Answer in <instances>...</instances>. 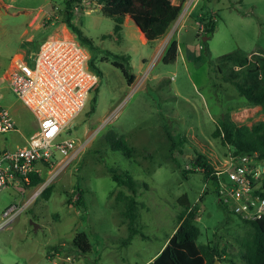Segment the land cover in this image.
Here are the masks:
<instances>
[{"label": "rangeland", "instance_id": "obj_1", "mask_svg": "<svg viewBox=\"0 0 264 264\" xmlns=\"http://www.w3.org/2000/svg\"><path fill=\"white\" fill-rule=\"evenodd\" d=\"M207 6L216 17L207 39L204 24L199 29L192 16L178 29L172 23L154 42H143L133 22L125 25L121 38L114 34V21L100 5L88 12L72 9L71 22L88 44L67 27L63 0H0V106L12 118L23 106L6 80L12 59L19 52L33 54L64 25L63 31L74 36L100 70L83 109L60 135L75 138L76 151L40 165L42 181L36 185L0 192V210L23 206L0 229V264H54L48 257L53 250L75 255L76 264H151L183 210L178 201L182 194L197 207V242L216 243L226 252L214 264H228L229 257L243 264L235 252L249 225L223 208L195 160L203 154L213 168L228 160L233 148L213 135L221 117L248 126L264 121L261 108L223 78L231 63L217 58L236 49L264 53V0H215L205 3V13ZM34 13L38 16L33 19ZM177 33L180 53L164 63L158 57L160 45ZM113 54L129 56V71L135 75L131 84L112 64ZM108 130L133 146L131 157L110 148ZM109 168L137 181V233L130 239L124 203L116 196L119 190L131 191L115 183ZM47 186L48 195H41ZM82 229L89 233L91 248L80 254L71 241Z\"/></svg>", "mask_w": 264, "mask_h": 264}, {"label": "built area", "instance_id": "obj_2", "mask_svg": "<svg viewBox=\"0 0 264 264\" xmlns=\"http://www.w3.org/2000/svg\"><path fill=\"white\" fill-rule=\"evenodd\" d=\"M197 0H181V9L172 28L185 23ZM99 5L97 0H73V9L86 12ZM199 24V29H202ZM7 83L18 100L34 115L38 128L25 144L0 150V192L11 186L20 188L30 182V174L40 172L54 155L68 156L76 151L73 137L61 138L68 124L83 109L88 94L98 84L99 75L89 66V54L72 35L60 33L44 38L33 54L12 59ZM9 110L0 106V133L14 129ZM216 196L231 213L247 220L264 215V197L255 183L264 175V159L256 151L229 152L228 160L214 168ZM22 205L0 210V229L20 212ZM199 218V215H197ZM54 264H76L77 257L53 250L48 255Z\"/></svg>", "mask_w": 264, "mask_h": 264}, {"label": "trees", "instance_id": "obj_3", "mask_svg": "<svg viewBox=\"0 0 264 264\" xmlns=\"http://www.w3.org/2000/svg\"><path fill=\"white\" fill-rule=\"evenodd\" d=\"M63 3L67 27L76 33L81 41L91 44L89 40L83 38L81 30L71 22L73 0H64ZM97 3L104 15L112 17L114 34L119 36L123 19L125 16H129L148 42H152L165 34L181 9L179 3H174L171 0H97ZM203 24L204 35L212 33L215 25L212 16L205 18ZM113 56L115 59L112 64L120 68L126 83L131 84L135 75L129 71V56L124 54H113ZM176 56L177 42L175 39H170L162 55V61L164 63L173 62ZM217 58L223 62H230L232 65L223 75V78L231 82L249 104L259 106L264 112V53L245 54L240 49H236L221 54ZM88 63L100 75V70L95 66L93 58H89ZM217 68L221 71L220 66ZM213 135L218 137L223 144H229L233 148L232 154L256 151L257 156L264 159V121H258L248 126L246 124L238 125L229 118L221 117ZM105 139L111 149L120 150L128 157L132 156L134 148L126 143L122 135L108 130ZM56 156L54 155V157ZM195 163L203 167L205 181L211 183L212 192L216 194L217 178L214 174L213 165L203 154L196 157ZM109 171L116 184L123 185L131 191V193H125L119 190L116 196L118 200H122L124 203L123 217L126 219L129 231L128 238L130 239L137 233L135 226V220L138 216V201L135 198L137 181L126 172L119 173L114 168H109ZM41 181V176L32 173L28 185L34 186ZM255 186L256 191L264 197V175L260 181H256ZM49 189L50 186L45 187L41 191V195L47 196ZM178 201L183 206V210L177 214L176 227L150 263L214 264L216 260L223 259L221 254L226 252L218 244L210 245L197 242L199 228L193 222L197 207L191 206L186 194H182ZM77 202L83 204L81 197H78ZM219 203L221 204V202ZM223 208L230 212L225 206ZM237 216L249 225V229L239 239V248L235 255L243 260V264H264V215L255 220H247L240 215ZM71 242L80 254L89 251L91 248L89 233L83 229L74 234ZM226 261L228 264H239L233 257L227 258Z\"/></svg>", "mask_w": 264, "mask_h": 264}, {"label": "crops", "instance_id": "obj_4", "mask_svg": "<svg viewBox=\"0 0 264 264\" xmlns=\"http://www.w3.org/2000/svg\"><path fill=\"white\" fill-rule=\"evenodd\" d=\"M180 1L181 0H178V2H176L175 0H173L172 2L179 3ZM213 1H215V0H197L196 3H195V5L192 7V9L190 11V14H189L190 16H188V17H192V16L195 17V22L198 23V24H202V25L204 23V19L207 18L208 16H212L213 20L216 21V17L214 16L213 11L210 9L209 6H207L208 8H207L206 13L203 11V7H204L205 3H211ZM62 9L63 8L58 7V10H62ZM35 16L37 17L38 14L37 13L36 14L34 13L33 16H32V18L34 19ZM32 18H31V20H32ZM131 22H133V21L131 20V18L129 16H125L124 17L123 23H122V28H121V30L119 32L120 38L122 37V31H123V28L125 27V25L126 24H132ZM63 28L66 29L65 25L62 28H60L61 29V32L63 34L72 35L68 30H67V32H64L63 31ZM136 28L139 30V28L137 26H136ZM60 33H55L54 35H58ZM166 33L163 34V35L165 36ZM163 35H161V36H163ZM176 35H177V37L172 38L173 37V34H171L168 37L167 42L165 43V45H163L162 47L160 45V48H159L160 54L158 56L159 58L162 57V55L164 53V50H165V47L168 44V42H169L170 39H175L176 40V42H177V55L180 53V44H179V40H178L179 35H178V33ZM139 37L141 38V40L143 42H148L146 40L144 34L140 30H139ZM207 37H208L207 35H203V39H207ZM158 38H156L155 40H157ZM155 40H153L152 42H154ZM19 55H21L20 52L16 54V57L19 56ZM19 108H20V110L17 109V111H16L17 118L15 119L13 117L14 122H15L14 129L8 131V132H10V134H9L8 137H2V136H0V150L1 149H5V148H14L16 146H21V145L25 144V142L28 139V137L33 132H35L37 130V128H38V123H37V120L34 117V115L31 114V112L26 107H24V105L23 106H20ZM32 117L34 118V120H33ZM7 188H5V189H7ZM5 189H3V190H5ZM175 227H176V224H175ZM175 227H174V229H175ZM174 229H173V231H174ZM167 238L165 239V241L162 244V246L160 247V249L153 256H151V258H150L151 261L154 258V256L161 250V248L165 245V243L167 241ZM53 249H56V248H53ZM49 254L50 253H48V255Z\"/></svg>", "mask_w": 264, "mask_h": 264}, {"label": "bare ground", "instance_id": "obj_5", "mask_svg": "<svg viewBox=\"0 0 264 264\" xmlns=\"http://www.w3.org/2000/svg\"><path fill=\"white\" fill-rule=\"evenodd\" d=\"M66 31V30H65Z\"/></svg>", "mask_w": 264, "mask_h": 264}]
</instances>
